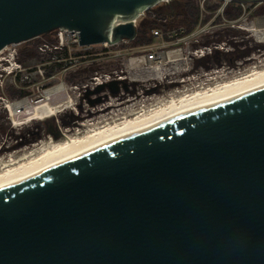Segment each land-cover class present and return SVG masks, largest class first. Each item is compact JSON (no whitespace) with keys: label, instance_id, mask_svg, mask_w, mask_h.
Instances as JSON below:
<instances>
[{"label":"water","instance_id":"1","mask_svg":"<svg viewBox=\"0 0 264 264\" xmlns=\"http://www.w3.org/2000/svg\"><path fill=\"white\" fill-rule=\"evenodd\" d=\"M170 1L0 0V52L134 41ZM0 264H264V83L0 184Z\"/></svg>","mask_w":264,"mask_h":264},{"label":"rangeland","instance_id":"2","mask_svg":"<svg viewBox=\"0 0 264 264\" xmlns=\"http://www.w3.org/2000/svg\"><path fill=\"white\" fill-rule=\"evenodd\" d=\"M188 1L192 2L199 11L198 0H176L162 3L147 11L140 18L137 25L136 40L109 47L96 46L89 51L76 50L71 55L72 57L68 55L65 61H63L65 55L55 52L52 48L46 49V53L39 50V47L43 45L52 47L57 44V32L55 31L43 35L40 39L9 46L1 57L8 59L11 54H15L16 61L22 66V72L18 76H8L0 71V160L7 159L8 156L17 152L20 153V151L22 153L29 151L36 145L43 143L49 136L59 140L68 129L72 130L71 133H73V128L74 130L75 128L83 129L80 127L82 123L97 122L101 124L103 121L106 122L104 120L106 118L107 121L111 122L114 115L117 118L120 115L119 112L121 113L127 108L135 106L136 109L143 108L150 102L152 103V99L167 96L166 94L163 95L162 92L150 93L146 96L147 92L154 89L156 83L166 81L164 78L166 76L169 79L174 76L181 78L185 73L186 75L187 73L190 76L193 75L188 76L187 79L190 81L187 80L186 86L192 85L196 88L201 83H207L211 77L222 74L225 78L228 76L233 78L248 72V69L254 66H264V44L259 43V40L264 41V32H261L260 37H254L253 32L245 30L254 26L258 18H264V0H233L226 10L222 9L223 0H207L205 2L207 12L215 11L218 13L220 11V16L216 17V13H214L215 15L205 14V17H199V12L198 17H196L198 21L195 25L191 23L193 19L186 18L187 16L183 12ZM216 6L218 8L215 10ZM239 9L242 10L241 17L235 21L228 20L227 13L235 15ZM203 30H207L206 35H204L205 43L215 42L224 48V51H220L215 58L210 56L198 60L196 56L188 53L193 61L190 59L187 62L185 60L187 52L183 46L188 48L190 43L183 41L185 39L182 38L179 40L182 43L175 48L170 47L169 40L166 39L167 36L171 35L181 38L185 33L192 35ZM157 32L163 34L165 39L162 40L161 37L156 36ZM149 40L152 41L149 42ZM190 42H193V39ZM208 46L210 47V45ZM149 48L159 52L175 48L179 54H173L170 59L180 60L182 57L184 59L171 62L170 65L164 64L161 71L163 81L155 80L157 78L153 76V73L148 72L146 64L139 63L141 66L139 65L134 70L130 68L133 66L131 60L144 58L151 54L147 50ZM57 60L62 61V63L55 62ZM263 66L262 68H264ZM214 72L221 73L212 76L211 74ZM97 74L110 75L111 77L127 75V82L129 81L133 87L131 94L123 95L127 100L121 101L119 98L123 90L116 94H112L109 88L100 92L97 91V88L93 91L85 90L84 86L90 83V80ZM1 75L3 76L1 77ZM57 84H64L69 89L70 96L74 98L76 106H72L71 109L49 121L25 122L14 128L12 121H10L11 118L8 119L10 116L5 109V103L24 99L21 98L23 97L22 93H26L27 97H37L44 90ZM176 90L180 91L183 88L168 90L167 94L169 95ZM88 92H91L90 95H87ZM134 92L136 93L134 94ZM140 94L143 97H139ZM66 97L67 95L63 94L54 102L65 100ZM144 102L145 105H143ZM113 103L115 105L109 109L110 112L95 113L99 109L108 108L107 106Z\"/></svg>","mask_w":264,"mask_h":264},{"label":"bare ground","instance_id":"3","mask_svg":"<svg viewBox=\"0 0 264 264\" xmlns=\"http://www.w3.org/2000/svg\"><path fill=\"white\" fill-rule=\"evenodd\" d=\"M245 30L253 32L254 37L259 36L264 32V18H258L255 21L254 26L249 27ZM259 43L264 44V41L259 40ZM105 46L111 45L105 43ZM7 50L8 48L1 51L0 54L2 55ZM160 57L162 63H160L159 60L155 63L158 69H154L155 67L152 64L151 57H148L146 60H143V58H141L140 60H135L136 62H132L136 64L134 66L146 64L148 66V72L153 73L154 75H152L157 78L155 80L162 81V66L164 64L171 63V60L169 61L168 56H166L165 54L160 55ZM181 60L182 59H175L174 61ZM262 66L257 65L251 69H248V72L236 76L232 75L234 76L233 78H230L229 76L225 78L222 74V76L218 75L215 77H211L207 83H201L196 88L191 84L190 87L183 86V90H176L175 92L173 91L172 93H170L171 95L169 94L167 96L158 98L154 97L156 99L151 98L152 103L150 102V104H148L147 106H143V108L138 107L139 109H136V106L127 108L125 111L123 110L121 113L119 112L120 115H118L117 118H115L116 116L114 115L115 117L113 116L111 122L107 121V118H103L106 122L103 121V123L101 122V124L97 122H87L86 124L82 123L80 127H82L83 129L75 128L74 130L73 128V133H71L72 130L68 129L61 135V139L59 140H56L54 137L49 136L47 140L36 145L35 148H32L29 151L27 150L24 153L20 151V153L17 152L16 154L8 156L7 159H1L0 184L62 160L66 157L84 151L91 147H94L98 144L116 138L123 134H126L130 131H133L155 121H158L162 118L185 110L192 106L219 99L264 83V68H262ZM132 69L134 70V68ZM218 73L219 72H214L211 75L214 76ZM135 79L137 78L135 77ZM187 80L185 81V84L187 83ZM189 81L190 80H188V82ZM69 92V89H67L64 84H57L51 88L44 90L37 97H27L13 102L7 101L5 103L6 105L4 106L9 113L14 128L19 127L20 124L25 122H46L64 113L66 110L71 109L72 106H76L75 100L70 96ZM63 94L67 95L65 100L54 102L59 96H62ZM114 105V103L110 104L109 106H107L108 108L99 109L95 113H104L106 111H109V109ZM143 105H145V102L143 103Z\"/></svg>","mask_w":264,"mask_h":264},{"label":"built area","instance_id":"4","mask_svg":"<svg viewBox=\"0 0 264 264\" xmlns=\"http://www.w3.org/2000/svg\"><path fill=\"white\" fill-rule=\"evenodd\" d=\"M173 1H176V0H171L170 2H173ZM206 1L207 0H203V1L202 0H198V2H199L198 6H199V12H200L199 17H205L206 15H209V16L210 15H215L214 13H216L215 11H212V12L208 11L207 12V10L205 9V2ZM200 2H202V3H200ZM223 2H224V6H223L222 9L224 10L227 5H229L231 2H233V0H223ZM166 3H169V2H166ZM145 13L146 12H144L139 17V19H136V20L133 21L135 27H137L138 21L140 20V18L142 16H144ZM215 16L219 17L220 16V11L218 13H216ZM206 31L207 30H203V31H198V32H196L195 34H192V35L190 34L189 38L193 39V42H201V41L204 40V37H205L204 35H206V33H207ZM55 32H57V44L52 46V47H48L47 45H43V46L39 47V50L41 52H43V53H46L47 52L46 49L52 48L55 52H58L59 54H64L65 55L64 58H63V61H65L68 58V55L71 56L73 54V52H75L76 50H78V51H89L93 47H96V46L109 47V46H105V43L104 44H100V45L81 46L78 32H75V31L65 32L63 30H56ZM156 36L161 37L162 40L164 38V35L160 34L159 32L156 33ZM41 37L36 38V39H40ZM7 48H9V47H7ZM147 50L150 51L151 54H148L144 58L143 57H141V58H143V60H146L148 57H151L152 58V64L155 67V68L153 67L154 69H158L157 65H155V63L158 60H159L160 63H162L161 59H160L161 58L160 55L165 54L166 56H168L169 61L171 60V62H174L175 58L170 59V56H172L173 54H179L176 51L177 49H170L169 51H162V52H159L157 50H153V49H150V48L147 49ZM179 51L181 52V50H179ZM216 51H224V48L222 47L221 44L218 45V46L212 45L210 47L208 46V47L196 49L194 51L193 55L196 56L198 59H203V58H205L207 56L214 55V53ZM2 55L0 54V71H1V73H5L8 76H12V75L18 76L22 72V66H21V64H19L16 61V55L15 54H11L8 59L2 58L1 57ZM141 58H134L133 60H131V62L132 61L136 62L135 60H140ZM55 62L62 63V61H59V60H57ZM132 65H133L132 68L138 67V66H134L136 64H134L133 62H132ZM2 76L3 75H1V77ZM123 78L124 77H122V76H120V77H111L110 75H99V74H97L96 77H93L90 80V83H88V84H86L84 86V89L85 90L89 89V90L93 91V90H95L96 88H98L100 86H108L109 84H111L113 82L121 81ZM164 78L167 79V76L164 77ZM182 81L184 82L183 79L181 80V82Z\"/></svg>","mask_w":264,"mask_h":264},{"label":"flooded vegetation","instance_id":"5","mask_svg":"<svg viewBox=\"0 0 264 264\" xmlns=\"http://www.w3.org/2000/svg\"><path fill=\"white\" fill-rule=\"evenodd\" d=\"M189 36L190 35H187L186 33L183 35V37H181V38H177V36L176 37H174V36H167L166 37V39L167 40H169L168 42V44H169V46L170 47H175V46H179L181 43H182V41H179V40H181L182 38L183 39H185V40H183V41H186V42H189L190 43V45H189V47L188 48H186L185 46H183V48L184 49H186L185 51L187 52V55H186V58H185V60L188 62V60H192V58L190 57V56H188L189 54H194V51L196 50V49H199V48H204V47H208V45H210V46H212V45H214V46H218V45H220V44H218V43H215V42H211L210 44H207V43H205V40H203V41H201V42H190L192 39H190L189 38ZM163 39H165V37L163 38ZM176 48V47H175ZM175 48H173V49H175ZM193 48H194V50H193ZM193 50V51H192ZM227 52H229V50H226ZM189 53V54H188ZM218 53H220V51H216L215 53H214V55H212L214 58L216 57V55L218 54ZM207 57H210V56H207ZM182 60L184 59V57H182L181 58ZM198 60H202V59H198ZM193 61V60H192ZM193 67H195V66H193ZM192 69H194V68H192ZM122 72L124 73V70H122ZM188 76H190L188 73H187V75H186V73H185V75L184 76H182L181 78H179V77H170L169 79H165L166 81H163V83H156L155 84V86H154V89L152 90V91H149L147 94H146V96L148 95V94H150V93H153V94H155V93H157V92H162V94L164 95V94H166V95H168L167 94V91L168 90H172V89H180V87H182L183 88V86H186V84H185V81L187 80V78H188ZM191 76H193V75H191ZM190 76V77H191ZM197 76V75H196ZM116 77H120L119 75L118 76H116ZM122 77H124L121 81H118V84H117V88H118V92H120L121 90H123V93L122 94H120V99H121V101H123V100H127V99H125L124 97H123V95L124 94H126V95H129V94H131V90H132V86L130 85V82L128 81L127 82V80H128V77H127V75H122ZM195 77V76H194ZM184 80V82H181V80ZM137 86V85H136ZM106 88H108V87H106ZM181 88V89H182ZM147 90H149V89H147ZM121 93V92H120ZM136 92H134V94H135ZM136 96V95H135ZM139 97H143L141 94H140V96ZM136 98H137V96H136ZM130 101V100H129ZM8 119H10V117L8 118ZM11 121V120H10ZM12 125H13V122H12ZM14 127V126H13Z\"/></svg>","mask_w":264,"mask_h":264},{"label":"trees","instance_id":"6","mask_svg":"<svg viewBox=\"0 0 264 264\" xmlns=\"http://www.w3.org/2000/svg\"><path fill=\"white\" fill-rule=\"evenodd\" d=\"M230 5H227L226 7H225V10L229 7ZM218 8V6H216L215 7V10ZM184 11L183 12H185V15L187 16L186 18H190L192 21H191V23L193 24V25H195L196 23H197V18L196 17H198V15H199V11H198V9L194 6V4L192 3V2H187L186 4H185V6H184V9H183ZM241 15H242V10L241 9H239L238 11H237V14H235V15H229L228 13H227V17H228V20H231V21H235V20H238L240 17H241ZM142 26H143V24H142ZM141 31V29L139 30V32ZM188 31V30H187ZM189 32V31H188ZM136 40V39H135ZM152 40H149V42H151ZM23 94V97H21V98H26L27 97V95H26V93H22ZM6 109V108H5Z\"/></svg>","mask_w":264,"mask_h":264}]
</instances>
